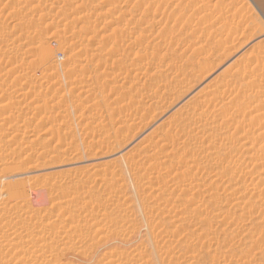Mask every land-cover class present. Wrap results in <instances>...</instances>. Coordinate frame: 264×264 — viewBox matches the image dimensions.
<instances>
[{
  "label": "rangeland",
  "instance_id": "rangeland-1",
  "mask_svg": "<svg viewBox=\"0 0 264 264\" xmlns=\"http://www.w3.org/2000/svg\"><path fill=\"white\" fill-rule=\"evenodd\" d=\"M23 1L0 0V123L11 127L0 168L26 200L14 207L46 201L32 239L45 222L61 232L31 248L68 246V264H115V253L121 264H264V0Z\"/></svg>",
  "mask_w": 264,
  "mask_h": 264
},
{
  "label": "bare ground",
  "instance_id": "bare-ground-1",
  "mask_svg": "<svg viewBox=\"0 0 264 264\" xmlns=\"http://www.w3.org/2000/svg\"><path fill=\"white\" fill-rule=\"evenodd\" d=\"M22 1H23V0H22ZM26 1L30 2L31 0H30V1H29V0H26ZM45 1H48V0H45ZM17 2H19V1H17ZM17 2H16V3H17ZM23 2H25V1H23ZM23 2H22V3H23ZM28 2H27V3H28ZM32 2H34V0H33ZM7 3H8V2H7ZM24 4H25V3H24ZM14 5H15V4H14ZM30 5H31V4H30ZM37 6H39V5H37ZM13 7H14V6H13ZM41 7H42V6H41ZM223 18H224V17H223ZM220 19H221V18H220ZM218 20H219V19H218ZM90 25H91V24H90ZM90 25H89V26H90ZM61 40H62V39H61ZM4 43H5V42H4ZM2 44H3V43H2ZM0 45H1V41H0ZM3 45H4V44H3ZM8 45H9V44H7L6 46H8ZM1 46H2V45H1ZM1 46H0V47H1ZM2 47H3V46H2ZM197 48H198V47H197ZM2 49H3V48H2ZM5 52H6V51H5ZM7 52L9 53V51H7ZM3 53H4V52H3ZM8 53H6V54H8ZM259 54H260V52H259L258 50H252V51H251V54H250L249 57H252V58H253V57H258ZM41 55H42V54H41ZM41 55H40V56H41ZM1 56H2V55H1ZM40 56L38 55L39 58H40ZM43 56H44V55H43ZM4 57H5V53H4ZM44 57H45V56H44ZM7 58H8V57H7ZM24 58H25V57H24ZM24 58L22 57L20 60H17V61H19V63H21V64H19V65H22V66H23V65L25 64L26 59H24ZM56 58H57V57H56ZM63 58H64V57H63ZM18 59H19V58H18ZM0 60H1V59H0ZM27 61L29 62V60H27ZM48 61H49V60H48ZM54 61H55V60H54ZM117 61H118V65H119V64L121 65L122 60H121V59H118ZM2 62H3V61H2ZM5 62H6V61H5ZM14 62H15V61H14ZM28 62H27V63H28ZM49 62H50V61H49ZM8 63H9V60H8L7 64H8ZM15 63H16V62H15ZM27 63H26V64H27ZM30 63H31V61H30ZM30 63H29V64H30ZM3 64H5V63H2V65H0V67L3 66ZM7 64H6V66H7ZM29 64H27V65H29ZM32 64H33V62H32ZM35 64H36V63H35ZM16 65H17V64H16ZM16 65H15V66H16ZM19 65H18V66H19ZM50 65H51V64H50ZM55 65H56V64H55ZM6 66H5V67H6ZM8 66H9V65H8ZM8 66H7V67H8ZM25 66H26V65H25ZM30 66H31V65H30ZM30 66H29V67H30ZM32 66L34 67V65H32ZM48 66H49V65H48ZM35 67L38 68L37 65H35ZM55 67H56V66H55ZM71 67H72V66H71ZM14 68H15V67H14ZM14 68H12V69H14ZM23 68H24V67H23ZM39 68H41V67H39ZM0 69H1V68H0ZM7 69H8V68H7ZM19 69H20V67H19ZM24 69H25V68H24ZM32 69H33V68H32ZM65 69H66V68H65ZM4 70H5V69H4ZM4 70H3V71H4ZM8 70H9V69H8ZM8 70H7V71H8ZM15 70H16V69H15ZM22 70H23V69H22ZM28 70H29V69H28ZM71 70H72V69H68V70H66V72H67V71H68V72L70 71V72L72 73L73 70H72V71H71ZM9 71H10V70H9ZM17 71H18V70H17ZM37 71H38L37 74H39V76H38V75H36V76H38L39 78H40L42 75H44V74H42V71H44V69H42V70H40V69L38 70V69H37ZM10 72L12 73V71H10ZM10 72H9V73H10ZM23 72H24V70H23ZM28 72H29V71H28ZM31 72H32V71H31ZM33 72H34V71H33ZM39 72H40V73H39ZM55 72H56V73H55ZM55 72H54V73L57 74L58 71H55ZM68 72H67V73H68ZM9 73H7V74H9ZM13 73H14V72H13ZM15 73L17 74V72H15ZM34 73H35V72H34ZM43 73H45V72H43ZM47 73H48V72H47ZM51 73H53V72H51ZM54 73H53V74H54ZM29 74H30V72H29ZM45 74H46V73H45ZM58 74H59V73H58ZM58 74H57V75H58ZM3 75H4V74H3ZM22 75H23V74H22ZM25 75H26V77H28V73H27V72L25 73ZM33 75H34V74H33ZM46 75L48 76L49 74H46ZM57 75H56V76H57ZM72 75H73V74H72ZM20 76H21V75H20ZM49 76H52V74L49 75ZM54 76H55V75H54ZM59 76H60V74H59ZM17 77H18V76H17ZM22 77H25V76L23 75ZM26 77H25V78H26ZM44 77H45V76H44ZM76 77H77V76H76ZM87 77H88V76H87ZM1 78H2V77H1ZM14 78H15V74H14ZM35 78H36V77H35ZM39 78H38V79H39ZM57 78H58V77H57ZM74 78H75V77H74ZM85 78H86V77H85ZM85 78H84V79H85ZM4 79H5V77L3 78V80H4ZM6 79H7V77H6ZM6 79H5V80H6ZM8 79H9V78H8ZM18 79H20V78H18ZM36 79H37V78H36ZM45 79H46V78H44V81H45ZM58 79H59V78H58ZM58 79H56V80H58ZM80 79H81V78H79V80H80ZM84 79H83V80H84ZM89 79H90V78H89ZM89 79L87 78L86 80L88 81ZM95 79H96V77H95ZM97 79H98V77H97ZM97 79H96V80H97ZM0 80H1V79H0ZM3 80H2V82H1L0 85H3V86H4V84H3L4 81H3ZM13 80H14V79H13ZM20 80H21V79H20ZM53 80H54V79H53ZM59 80H60V79H59ZM73 80L77 81L76 79H73ZM83 80H81L82 83L87 84V81H86V80L83 81ZM91 80H92V78H91ZM7 81H8V82H5V84H6V83H9V80H7ZM15 81H16V79H15ZM25 81L27 82V81H29V80H25ZM32 81H33V80H32ZM32 81H30V82H32ZM35 81H36V80H35ZM38 81H39V80H38ZM44 81H42V83H43ZM93 81H94V79H93ZM252 81H253V80H252ZM17 82H19V81H17ZM17 82H16V83H17ZM26 82H25V83H26ZM39 82H40V81H39ZM53 82H54V81H52V83H53ZM19 83H20V82H19ZM23 83H24V82L22 81V84H23ZM35 83H36V82H35ZM37 83H38V82H37ZM42 83H41V84H42ZM73 83H75V82H73ZM77 83H79V82H76L75 84H77ZM91 83H92V82H91ZM38 84H39V83H38ZM54 84H55V83H53V85H54ZM58 84H59V83H58ZM12 85H14V84H12ZM26 85H27V83H26ZM29 85H30V87H31V84H29ZM33 85H34V84H33ZM33 85H32V86H33ZM39 85H40V84H39ZM78 85H79V84H78ZM80 85H81V84H80ZM115 85H116V84H115ZM36 86H37V85H36ZM36 86H34V87H36ZM42 86H43V85H42ZM42 86H41V87H42ZM55 86H56V85H55ZM75 86H76V85H75ZM86 86H87V85H86ZM5 87H6V86H5ZM8 87H9V84H8ZM15 87H16V85H15ZM15 87H14V88H15ZM21 87H22V86H21ZM59 87H61V86H59ZM88 87H90V85H89ZM1 89H3V88H1ZM1 89H0V90H1ZM6 89H7V88H6ZM6 89H5V90H6ZM8 89H9V88H8ZM15 89H16V88H15ZM35 89H37V88H35ZM53 89H54V88H53ZM56 89H57V88H56ZM58 89H60V88H58ZM5 90H4V91H5ZM41 90H42V89H41ZM41 90H40V91H41ZM48 90H49V88H48ZM89 90H90V89H88V91H89ZM18 91H19V90H18ZM18 91H17V92H18ZM29 91H32V89H30ZM29 91H28V92H29ZM33 91H34V89H33ZM53 91H54V90H53ZM57 91H58V90H57ZM8 92H9V91H8ZM8 92H7V94H8ZM11 92H12V91H11ZM11 92H10V93H11ZM19 92H20V91H19ZM22 92H23V91H22ZM22 92H21V93H22ZM28 92L25 91V93H28ZM35 92L37 93V91H35ZM35 92H34V93H35ZM51 92H52V90H51ZM4 93H5V92H4ZM30 93H31V92H30ZM34 93H33L32 95H34ZM70 93H71V91H70ZM37 94H38V93H37ZM1 95H3L2 92H1ZM19 95H20V94H19ZM35 95H36V94H35ZM40 95H41V94H40ZM63 95H64V94H63ZM7 96H8V95H7ZM28 96H29V95H28ZM65 96H66V94H65ZM3 97H4V96L0 97L1 102H5V100H6V98H5L6 96H5L4 98H3ZM12 97H13V96H12ZM36 97H37V96H36ZM36 97L34 96V98H36ZM38 97H39V96H38ZM43 97H44V96H43ZM62 98H63V97H62ZM3 99H4V101H3ZM8 99L11 100L10 98H8ZM12 99H13V98H12ZM20 99H21V98H20ZM36 99H37V98H36ZM40 99H41V98H40ZM40 99H39V100H40ZM42 99H43V98H42ZM47 99H48V98H47ZM58 99H60V98H58ZM23 100H24V99H23ZM49 100H50V99H49ZM65 100H66V98H65ZM7 101H8V100H7ZM13 101H14V100H13ZM32 101H33V100H32ZM32 101H31V102H32ZM37 101H38V100H37ZM37 101H36V102H37ZM43 101H44V100H43ZM47 101H48V100H47ZM47 101L45 100V102H47ZM95 101H96V100H95ZM95 101H94V102H95ZM1 102H0V103H1ZM10 102H12V100H11ZM15 102H16V101H15ZM22 102H23V101H22ZM28 102H29V101H28ZM62 102H64V104L67 105V107H66V109H65V110H67V108H68V104L65 103V101H63V99H62ZM66 102H67V101H66ZM94 102H93L92 104H94ZM165 102H168V101H165ZM170 102H172V101H170ZM170 102H168V103H170ZM12 103H13V102H12ZM12 103H9V102L7 103V102H6V103L4 104V106L7 105V104H9V105L11 104V105H12ZM33 103H34V102H33ZM40 103H41V102H40ZM47 103H48V102H47ZM57 103H58V102H57ZM20 104H21V103H20ZM42 104H43V103H42ZM42 104H41V105H42ZM58 104H59V103H58ZM97 104H99V106H100V102L97 103V101H96V103L94 104V106L97 105ZM164 104H165V103H164ZM171 104H172V103H171ZM11 105H10V106H11ZM39 105H40V104H39ZM39 105L36 104V106H39ZM46 105H48V104H45V106H46ZM60 105H61V103H60ZM90 105H91V104H90ZM90 105H89V106H90ZM101 105H102V103H101ZM167 105H168V104H167ZM0 106L3 107V105H0ZM22 106H23V105H22ZM45 106H44V107H45ZM61 106H62V105H61ZM64 106H65V105H64ZM89 106H88V107H89ZM91 106H93V105H91ZM165 106H166V105H165ZM168 106H170V105H168ZM8 107H9V106H8ZM28 107H29V106H27V108H28ZM30 107H31V106H30ZM32 107H33V106H32ZM34 107H35V106H34ZM39 107H40V106H39ZM42 107H43V106H41V108H42ZM44 107H43V108H44ZM55 107H56V105H55ZM70 107H71V106H70ZM88 107H87V108H88ZM96 107H97V106H96ZM170 107H171V106H170ZM6 108H7V107H6ZM6 108H5V109H6ZM37 108H38V107H37ZM43 108H42V109H43ZM62 108H63V107H62ZM64 108H65V107H64ZM83 108H84V107H83ZM93 108H94V107H92V109H93ZM97 108H98V107H97ZM99 108H100V107H99ZM178 108H179V107H178ZM180 108H181V107H180ZM8 109H9V108H7V113H9V112H8ZM22 109H23V108H22ZM38 109H39V108H38ZM68 109H69V108H68ZM75 109H76V108H75ZM92 109H91V110H92ZM94 109H96V108H94ZM100 109H102V108H100ZM181 109H182V108H181ZM181 109H180V110H181ZM0 110H1V109H0ZM43 110H44V109H43ZM84 110H85V109H84ZM84 110H83V111H84ZM97 110H98V109H97ZM2 111H3V110H2ZM2 111H1V113H2ZM5 111H6V110H5ZM37 111H38V110H37ZM87 111H88V110H87ZM94 111H95V110H94ZM106 111H107V110H106ZM114 111H115V110H114ZM116 111H117V110H116ZM58 112H59V111H58ZM60 112H61V111H60ZM5 113H6V112H5ZM5 113H4V114L2 113V114L5 115ZM82 113H83V112H82ZM88 113H90V112H88ZM2 114H1V115H2ZM38 114H39V113H38ZM58 114H60V113H58ZM58 114H57V116H58ZM63 114H64V113H63ZM85 114H86V113H85ZM96 114H97V112H96ZM99 114H101V113H99ZM105 114H106V113H105ZM6 115H7V114H6ZM6 115H5V116H6ZM13 115H14V114H13ZM81 115H83V114H81ZM90 115H91V114H90ZM90 115L88 116V115L86 114V117H85V115H84L83 117H84V118H88V117H89V119H90ZM107 115H108V114H107ZM107 115H105V116H107ZM61 116H62V115H61ZM63 116H65V115H63ZM87 116H88V117H87ZM101 116H102V115H101ZM103 116H104V115H103ZM103 116H102V118H104ZM2 117H3V116H2ZM22 117H23V116H22ZM51 117H52V115H51ZM81 117H82V116H81ZM91 117H92V115H91ZM99 117H100V115H99ZM7 118H9V117H7ZM10 118H11V117H10ZM25 118H26V117H25ZM30 118H31V117H30ZM46 118H47V117H46ZM49 118H50V117H49ZM97 118H98V117H97ZM97 118L94 119V120L96 121ZM106 118H108V117H106ZM11 119H12V118H11ZM11 119H10V120H11ZM31 119H32V118H31ZM50 119H51V118H50ZM98 119H99V118H98ZM100 119H101V118H100ZM4 120L6 121V118H5ZM4 120H3V121H4ZM83 120H86V119H83ZM101 120H102V119H101ZM0 121H1V120H0ZM7 121H8V120H7ZM7 121H6V123H5V122L0 123V167H5L4 164L9 162V156H10V154H9V153H10V152H9V147H10V146H9V144H8V142H9V138H8V136L6 137V139L4 138L5 135H6V132H3L4 129L2 130V128H5V127H2V125L5 126V125L9 122V121H8V122H7ZM27 121H28V120H27ZM86 121H87V120H86ZM103 121H104V120H103ZM103 121H102V122H103ZM23 122H24V121H23ZM25 122H26V119H25ZM88 122H90V120H89ZM88 122H87V123H88ZM93 122H94V121H93ZM98 122H99V121H98ZM98 122H96V123H97V124H99V123L101 124V123H102L101 121H100L99 123H98ZM16 123H17V122H16ZM63 123L67 124L66 122H62L61 124H63ZM94 123H95V122H94ZM65 124H64V125H65ZM100 124H99V125H100ZM105 124H106V123H105ZM107 124H108V123H107ZM20 125H21V124H20ZM69 125H70V124H69ZM71 125H72V124H71ZM85 125H86V124H85ZM89 125H90V123H89ZM89 125H88V126H89ZM108 125H109V124H108ZM6 126H8V125H6ZM21 126H24V125H21ZM27 126H28V125H27ZM59 126H60V124H59ZM59 126H58V127H59ZM100 126H101V125H100ZM100 126H99V127H100ZM103 126H105V125H103ZM106 126H107V125H106ZM12 127H13V126H12ZM58 127H57V128H58ZM69 127H70V126H69ZM96 127H97V126H96ZM107 127H109V126H107ZM10 128H11V127H10ZM10 128H9V127H8V128L6 127L5 130L7 131V129H10ZM55 128H56V127H55ZM55 128H54V129H55ZM57 128H56V129H57ZM59 128H60V127H59ZM66 128H67V126H66ZM16 129L19 130V128H16ZM24 129H25V127H24ZM26 129H27V128H26ZM67 129H68V128H67ZM67 129H66V130H67ZM71 129H72V128H71ZM86 129H87V127L85 128V130H86ZM89 129H90V128H89ZM100 129H101V128H100ZM106 129H107V128H106ZM106 129H105V130H106ZM109 129H110V128H109ZM5 130H4V131H5ZM20 130H21V129H20ZM60 130H61V129H59V131H60ZM62 130H63V129H62ZM62 130H61V131H62ZM55 131H56V130H54V132H55ZM61 131L58 132V130H57L58 133H61ZM67 131H68V130H67ZM69 131H70V129H69ZM69 131H68V132H69ZM96 131H97V130H96ZM18 132H19V131H18ZM68 132H66V133H68ZM73 132H74V131H73ZM93 132H94V134H95V131H94V130H93ZM8 133H9V132H8ZM106 134H107V133H106ZM61 135H62V134H61ZM83 135H84V134H83ZM57 136H58V135H57ZM112 136H113V135H112ZM194 136H195V135H194ZM58 137H59V136H58ZM110 137H111V136H110ZM7 138H8V139H7ZM60 138H61V137H60ZM63 138H64V137H63ZM88 138H89V137H88ZM111 138H112V137H111ZM114 138H116V137H114ZM33 140H34V139H33ZM33 140H29L28 143L32 142ZM115 140H116V139H115ZM188 140H190V139H188ZM49 141L51 142V140L48 139V142H49ZM71 141H74V139L71 140ZM83 141H84V140H83ZM74 142H75V144H76V141H74ZM74 142H73V143H74ZM19 143H21V142H19ZM64 143H65V144H67V143L69 144L70 142H67V143H66V141H64ZM71 143H72V142H71ZM23 144H24V143H23ZM39 144H40V143H39ZM50 144H51V143H50ZM50 144H49V145H50ZM61 144H62V141H61ZM65 144H64V145H65ZM75 144H74V146H75ZM18 145H19V144H18ZM32 145H33V144H32ZM32 145H30V146H32ZM21 146H22V145H21ZM27 146H28V144H27ZM33 146H34V145H33ZM45 146H46V145H45ZM55 146H56V145H55ZM60 146H61V145H60ZM69 146H70V145H69ZM71 146H72V145H71ZM71 146H70V147H71ZM74 146H73V147H74ZM15 147H16V146H15ZM25 147H26V146H25ZM47 147H48V146H47ZM49 147H50V146H49ZM58 147H59V146H58ZM73 147H72V148H73ZM19 148H21V147H19ZM26 148H27V147H26ZM28 148H30V147L28 146ZM34 148H35V147H34ZM39 148H40V147L36 148L37 151L40 150L42 147H41L40 149H39ZM52 148H53V147H52ZM54 148H55V147H54ZM59 148H60V147H59ZM59 148H56V149H59ZM64 148H65V147H64ZM126 148H127V146H126ZM217 148H218V147H217ZM11 149H12V148H11ZM11 149H10V150H11ZM17 149H18V148H17ZM17 149H15V150H17ZM24 149H25V148H24ZM56 149H55V150H56ZM77 149H78V148H77ZM88 149H89V148H88ZM13 150H14V149H13ZM31 150H32V147H31ZM50 150H51V148H50ZM62 150H63V149H62ZM66 150H67V147H66ZM89 150H90V149H89ZM122 150H123V149H122ZM219 150H220V149H219ZM219 150H218V151H219ZM41 151H42V150H41ZM45 151H46V150H45ZM48 151H49V150H47V152H48ZM56 151H57V150H56ZM59 151L61 152V150H58V152H59ZM85 151H86V149H85ZM87 151H88V150H87ZM33 152L35 153L36 151L34 150ZM39 152H40V151H39ZM39 152H38V153H39ZM43 152H44V150H43ZM43 152H42V153H43ZM53 152H54V151H53ZM58 152H56V153H58ZM200 152H201V151H200ZM13 153H15V152H13ZM13 153H12L11 155H13ZM18 153H19V152H18ZM64 153H65V152H64ZM87 153H88V152H87ZM117 153H119V152H117ZM29 154H30V153H29ZM31 154H32V153H31ZM39 154H41V153H39ZM59 154H60V153H59ZM99 154H100V153H99ZM15 155H16V154H15ZM19 155H20V154H19ZM56 155H57V154H56ZM13 156H14V155H13ZM28 156H29V155H28ZM44 156H45V155H44ZM113 156H114V155H113ZM25 157H26V156H25ZM55 157H56V156H55ZM61 157H62V156H61ZM128 157H130V156H128ZM51 158H52V156H51ZM94 158H95V157H94ZM101 158H102V156H101ZM101 158H100V159H101ZM24 159H25V158H24ZM24 159H23V160H24ZM97 159H98V158H97ZM130 159H131V158H130ZM132 159H133V157H132ZM132 159H131V160H132ZM134 159H135V158H134ZM134 159H133V160H134ZM30 161H31V160H30ZM37 161H38V160H37ZM54 161H55V160H54ZM128 161L130 162V160H128ZM42 162H43V161H42ZM132 162H133V161H132ZM241 165H242V164H241ZM7 166H8V165H7ZM105 168H106V167H105ZM131 168H132V167H131ZM101 169H102V168H101ZM101 169L98 168L97 170H100V171H101ZM135 169H136V168H135ZM81 170H83V169H81ZM133 170H134V169H133ZM78 171H79V170H78ZM102 171H104V170H102ZM105 171H106V170H105ZM105 171H104V172H105ZM3 172H4V171L0 168V209H1L0 212L3 211V210H4V211L6 210L7 213L9 214V210H10V209H9V208H10L9 206H10V205H11V206L14 205V206L17 207V205H15V204H16V202H17V200L19 199L20 196H19V197H18V196H15V193H16V192H14V189H11V188H13V186H12V187L9 186V182H8V181L10 180V179H9L10 176H7V174L4 175ZM106 172H107V171H106ZM131 172H132V171H131ZM139 172H140V171H139ZM224 172H225V171H224ZM2 173H3V174H2ZM27 173H28V172H27ZM102 173H103V172H102ZM125 173H126V172H125ZM104 174H105V173H104ZM135 174H136V177H139V176H137L136 171H135ZM139 174H140V173H139ZM142 174H145V173H142ZM122 175H123V174H122ZM122 175H121V176H122ZM147 175H148V174H147ZM219 175H220V174H219ZM222 175H223V174H222ZM12 176H13V175H12ZM52 176H53V175H52ZM96 176H97V175H96ZM99 176H101V175H99ZM140 176H141V175H140ZM17 177H18V176H17ZM136 177H135V178H136ZM148 177H149V176H148ZM20 178H21V177H20ZM44 178H45V177H44ZM97 178H98V176H97ZM194 178H196V177H194ZM46 179H47V178H46ZM100 179L102 180V178H99V180H98V184L100 183L99 181H101ZM111 179H112V178H111ZM111 179H110V180H111ZM139 179H142V180H143L144 178H143V177H140ZM146 179H148V178H146ZM17 180H18V179H17ZM32 180H33V179H31L30 182H31ZM35 180H37V179H35ZM35 180H34V181H35ZM42 180H43V179H38L37 182L40 181V182L42 183V182H43ZM70 180H71V179H70ZM95 180H96V179H95ZM103 180H104V179H103ZM113 180H114V179H113ZM142 180H141V181H142ZM149 180H150V179H149ZM187 180H188V179H187ZM12 181L14 182L13 179H12ZM23 181H24V180H23ZM23 181H22V182H23ZM28 181H29V180H28ZM28 181H27V182H28ZM45 181H50V179H49V180L47 179V180H45ZM45 181H44V182H45ZM55 181H56V179H55ZM55 181H54L53 183H54V184H57V183H55ZM105 181H106V179H105ZM105 181L103 182L104 184H105ZM107 181H108V180H107ZM116 181L118 182L119 180L116 179ZM116 181L114 180L113 182H116ZM139 181H140V180H139ZM143 181H144V180H143ZM147 181H148V180H146V181H144V182H147ZM16 182H17V181H16ZM19 182H20V180H19ZM19 182H18V183H19ZM37 182H36V183H37ZM56 182H57V181H56ZM58 182H59V181H58ZM86 182H87V181H86ZM96 182H97V181H96ZM111 182H112V181H110V183H111ZM117 182H116V183H117ZM189 182H190V181H189ZM25 183H26V182H25ZM31 183L33 184V183H35V182H31ZM31 183H30V184H31ZM49 183L51 184L52 182H49ZM62 183H63V182H62ZM87 183H88V182H87ZM141 183H142V182H141ZM191 183H192V182H191ZM193 183H194V182H193ZM11 184H12V183H11ZM13 184H14V183H13ZM30 184L27 183V185H30ZM32 184H31V185H32ZM54 184H51L52 186L50 185L51 188H53V185H54ZM75 184H78V183H75ZM81 184H82V183H81ZM90 184H91V183H90ZM113 184H114V183H112V186H113ZM184 184H185V183H184ZM186 184H189V183H186ZM21 185H22V183L20 182V188H21ZM48 185H49V184H48ZM48 185H47V186H48ZM63 185H64V184H63ZM69 185H70V184H69ZM79 185H80V184H79ZM82 185H83V184H82ZM86 185L88 186V184H85V186H86ZM93 185H94V184H93ZM93 185H91V186H93ZM96 185H97V183H96ZM96 185L93 186V187H96ZM101 185L103 186V184H101ZM106 185H108V182H106ZM106 185H104V186L106 187ZM109 185H111V184H109ZM120 185H122V184H120ZM141 185H142V184H141ZM34 186H35V185H34ZM39 186H40V185H39ZM45 186H46V185H45ZM58 186H60V184H59ZM65 186H66V185H64L63 187H65ZM70 186H72V185H70ZM73 186H75V185H73ZM76 186H77V185H76ZM80 186H81V185H80ZM85 186H84V187H85ZM87 186H86V187H87ZM91 186L88 187V188H91ZM102 186H99V188L102 187ZM104 186H103V187H104ZM112 186H111V187H112ZM118 186H119V184L117 183V185H114L113 187H118ZM9 187H11V188H9ZM18 187H19V186H18ZM27 187H28V186H27ZM29 187H30V186H29ZM31 187H32V186H31ZM36 187H37V186H36ZM40 187H42V186H40ZM54 187H55V186H54ZM56 187H57V186H56ZM67 187H68V186H67ZM86 187H85V188H86ZM137 187H138V186H137ZM14 188H15V187H14ZM23 188H24V183H23ZM23 188H22V189H23ZM25 188H26V187H25ZM37 188H38V187H37ZM58 188H60V187H58ZM73 188H74V187H73ZM78 188H79V187H78ZM31 189H32V188H31ZM43 189H45V188L43 187ZM43 189H41V190L43 191ZM48 189H49V187H48ZM48 189L46 188V190H48ZM64 189H65V188H64ZM79 189H80V188H79ZM92 189H94V188H92ZM92 189H91V190H92ZM101 189H103V188H101ZM15 190H16V188H15ZM28 190H29V189H28ZM28 190H24V192H25V191L29 192ZM41 190H40V191H41ZM46 190H44V192H45ZM60 190H61V189H60ZM77 190H78V189H77ZM89 190H90V189H89ZM94 190H96V188H95ZM34 191H36V190H33V192H34ZM37 191H38L37 194H41V195H43L42 193H39V189H37ZM55 191H56V189H55ZM85 191H87V188H86V190H84V192H85ZM22 192H23V191L21 190V193H22ZM24 192H23V193H24ZM33 192H31V194H32ZM61 192H62V190H61ZM61 192H60V194H61ZM81 192H82V191H81ZM81 192H80V193H81ZM93 192H94V191H93ZM100 192H101V191H100ZM8 193H9V196H8L9 201H8V203H7V201L5 200V197H4V196H7ZM18 193L20 194V192H18ZM18 193H17V194H18ZM45 193H46V192H45ZM48 193H49V192H48ZM65 193H66V192H65ZM82 193H83V192H82ZM88 193H89V192H88ZM6 194H7V195H6ZM17 194H16V195H17ZM25 194H27V193H25ZM34 194H35V193H34ZM37 194H35V195H37ZM51 194H53V192L50 193V195H51ZM56 194H57V191H56ZM60 194H58L59 197H61V195H62V194H61V195H60ZM83 194H86V193H83ZM83 194H81V195H83ZM89 194H90V193H89ZM22 195H23V194H22ZM22 195H21V196H22ZM35 195H34V196H35ZM45 195H46V194H45ZM53 195H54V194H53ZM78 195H79V194H78ZM78 195H77V196H78ZM81 195H80V196H81ZM26 196H28V194H27ZM39 196H40V195H39ZM48 196H49V195H47L46 197H48ZM51 196H52V195H51ZM56 196H57V195H56ZM62 196H64V195H62ZM65 196H66V195H65ZM67 196H68V195H67ZM80 196H79V197H80ZM85 196H86V195H85ZM16 197H18V198H16ZM23 197H25V195H24ZM23 197H22V198H23ZM29 197H30V196H29ZM40 197H41V196H40ZM40 197H38V198L40 199ZM46 197H45V198H46ZM49 197H50V196H49ZM27 198H28V197H27ZM31 198H33V195H32ZM34 198H35V197H34ZM53 198H54V197H53ZM53 198H52V199H53ZM56 198H57V197H56ZM56 198H55V199H56ZM16 199H17V200H16ZM36 199H37V198H36ZM39 199H38V200H39ZM43 199H44V198H43ZM47 199H49V198H47ZM47 199H46V200H47ZM55 199L52 200V201H55ZM57 199H58V198H57ZM74 199H75V198H74ZM19 200H20V199H19ZM23 200H25V199L23 198ZM23 200H20V202H21V201L24 202ZM29 200H30V199H29ZM40 200H41V199H40ZM58 200H59V199H58ZM60 200H61V199H60ZM110 200L112 201V199H110ZM25 201H26V200H25ZM31 201H33V200H31ZM50 201H51V200H50ZM64 201H66V200L64 199ZM20 202H19L18 208H19V206H20ZM34 202H37V200H34ZM55 202H56V201H55ZM59 202H61V201H59ZM70 202H71V201H69V203H70ZM235 202H238V201H235ZM24 203H25V202H24ZM37 203H38V202H37ZM37 203H36V204H37ZM47 203H48V202H47ZM50 203H51V202H49V204H50ZM56 203H58V202H56ZM63 203H64V202H63ZM69 203H68V204H69ZM5 204H6V205H5ZM17 204H18V203H17ZM22 204H23V203H22ZM38 204H39V205H38ZM38 204H37V210H38V209L41 210V209H43V208L45 207V206H44V207L42 208L43 205H46V201H40ZM49 204H48V205H49ZM60 204H61V203H60ZM234 204H235V203H234ZM23 205H25V204H23ZM23 205H22V206H23ZM62 205H63V204H62ZM14 206H13V207H14ZM119 206H120V205H119ZM16 207H14V208H16ZM57 207H58V205H57ZM60 207H61V206H60ZM238 207H239V206H238ZM47 208H48V206H47ZM62 208H65V207H62ZM16 209H17V208H16ZM23 209H24V208H23ZM26 209H27V208H26ZM11 210L13 211L12 208H11ZM11 210H10V211H11ZM14 210H15V209H14ZM34 210L36 211V209H34ZM39 210H38V211H39ZM44 210H45V209H44ZM46 210H47V209H46ZM4 211H3V212H4ZM35 211H33V212H35ZM38 211L35 212V213H33L31 210H30V212H29L28 210L26 211V210H19V209H17V210H15L13 213L10 212L11 214H9L8 217H7V215H6V218H5V219L3 218L4 221L1 219L3 216L0 217V219H1V220H0V223H1V221H3L2 226L0 225V226H1V228H0V233H2V235L0 236V264H42V263L44 262V260H47L46 262L49 261V263H50V259L54 261L53 264H68V262L70 261V260H69V254H70V252L73 251V250L71 251V250L69 249L70 247L67 248L68 246L65 247V246L63 245L64 248L62 247V249H61V248H60V250L58 249L59 252H57V253H59V255H57V254L54 255L55 253H54L53 250H55V249H53V250L50 249L51 246H50V248H49V247H48L49 245L46 246V248L48 247V248L50 249L49 251H48V249L46 250V249L42 248L41 245H40L39 247H37L38 245H35L36 249H32V248H31V244L33 245V244H35V243L39 244V243L43 242L44 240L41 241L42 238H43V236L45 235V233H46V234L49 233V229L51 228V226H50L51 223L49 224L50 228L47 229L46 227L48 226V224L44 221L45 224H46L47 226H46V227H43V225L41 224V225L39 226L40 229L37 230V231L39 232V234H37L38 236H36V239H35V240H33L34 238L32 239V237H31L32 235L30 236V234L32 233V231H33V232L36 231L35 228H36V227L38 228L37 225L39 224V222H40V221H43V219H42V217L40 216V214L38 213ZM7 213H4V215L7 214ZM226 213H227V212H226ZM0 214H1V213H0ZM227 214H228V213H227ZM2 215H3V214H2ZM50 215H51V214H50ZM92 215H93V214H92ZM92 215H89V216L92 217ZM221 215H223V214L221 213ZM42 216H43V218H46V217H44V215H42ZM45 216H46V215H45ZM87 216H88V215H87ZM93 216H94V215H93ZM91 217H90V220H89V217H88V220H89V221H91ZM225 217H226V216H225ZM94 218H96V217H94ZM19 219H20V220H19ZM21 219H24L25 222H24V223L21 222ZM41 219H42V220H41ZM66 219H67V218H66ZM85 219H86V218H85ZM49 220H50V219H49ZM52 220H53V219H52ZM88 220H87V221H88ZM62 221H63V220H62ZM87 221H85V222H87ZM19 222H21L22 225H19V224H20ZM50 222H51V221H50ZM41 223H42V222H41ZM48 223H49V222H48ZM53 223H54V222H53ZM53 223H52V224H53ZM89 223H90V222H89ZM95 224H96V222H95ZM53 225H54V224H53ZM98 225H100V224L98 223ZM35 226H36V227H35ZM41 227H42V228H41ZM55 227H56V226H55ZM102 227H103V226H102ZM34 229H35V230H34ZM56 229H57V228H56ZM56 229H55V230H56ZM50 230H52V229H50ZM30 231H31V233L29 234ZM38 232H37V233H38ZM52 232H53V230H52ZM50 233H51V232H50ZM53 233H54V232H53ZM53 233H52V234H53ZM34 234H35V233H33V235H34ZM52 234H51V235H52ZM59 234H61V232H60V233H57V231H55V233H54V235H53V238H52V236L49 234V235L51 236L50 240H52V239L55 240L54 238H56V240H57V237H55V236H57V235H59ZM146 234H147V233H146ZM35 235H36V234H35ZM49 235H48V236H45V237H49ZM146 236H147V235H146ZM33 237H35V236H33ZM148 238H149V237H148ZM58 240H59V238H58ZM46 241H47V239H46ZM53 242H54V241H53ZM57 242H58V241H57ZM45 243H46V242L44 241V244H45ZM58 243H59V242H58ZM49 244H50V243H49ZM51 245H54V243H52ZM42 246H43V245H42ZM54 246H55V245H54ZM56 246H57V245H56ZM56 246H55V248H56ZM33 248H34V246H33ZM52 248H53V247H52ZM10 251L14 253V256L16 255V256H15V257H16V260H15V261L12 260V257H14V256L9 257V255H11V252H10ZM55 251H56V250H55ZM9 253H10V254H9ZM49 258H50V259H49ZM67 259H68V260H67ZM41 261H42V262H41ZM66 261H67V262H66ZM101 261H102V258L99 256L98 259H97L96 261L92 262L91 264H101ZM122 261H123V256H122V254H120V253H119V254H118V253H115V254L113 255V258H112L111 263L121 264ZM43 264H44V263H43ZM47 264H48V263H47ZM50 264H52V263H50Z\"/></svg>",
  "mask_w": 264,
  "mask_h": 264
}]
</instances>
